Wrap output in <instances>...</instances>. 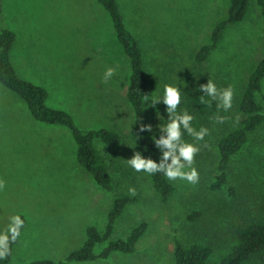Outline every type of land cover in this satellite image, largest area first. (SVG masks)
Wrapping results in <instances>:
<instances>
[{
    "label": "rangeland",
    "instance_id": "obj_1",
    "mask_svg": "<svg viewBox=\"0 0 264 264\" xmlns=\"http://www.w3.org/2000/svg\"><path fill=\"white\" fill-rule=\"evenodd\" d=\"M119 2L144 52L150 79L147 107L151 98L163 97L165 85L182 91L189 74L200 84L210 78L218 90L231 85L233 106L225 112L216 104L201 114L182 97L178 113L187 110L194 117L192 127L207 128L209 134L198 142L183 135L200 147L194 164L199 183L173 181L177 191L163 202L149 174L127 163L136 152L131 138L135 112L128 98L132 70L108 9L99 0H4L0 29L16 33L10 54L18 74L46 87L48 103L69 111L81 127L116 129L123 139L117 147L96 142L115 179V189L107 191L79 164L70 129L35 119L21 95L0 80V232L12 216L27 218L8 264L66 257L84 244L89 226L105 230L114 198L129 188L136 189L135 200L117 218L111 239L126 238L147 221L137 250L69 264H176L175 237L185 244L212 245L211 261L218 262L238 243L235 230L241 214L250 209L257 215L264 208V124L234 156L228 185L210 188L217 143L241 120L242 91L264 57V17L256 0L243 20L227 28L204 62L196 60V53L211 41L217 23L228 17L230 0ZM109 67L115 74L105 83ZM262 83L264 93V79ZM148 110L152 133L159 138L158 127L168 123L165 105ZM217 115L227 117L226 122L217 123ZM112 161H118L120 169ZM193 212H199L197 219H189ZM104 247L99 245L97 252ZM243 264H264V255Z\"/></svg>",
    "mask_w": 264,
    "mask_h": 264
},
{
    "label": "trees",
    "instance_id": "obj_2",
    "mask_svg": "<svg viewBox=\"0 0 264 264\" xmlns=\"http://www.w3.org/2000/svg\"><path fill=\"white\" fill-rule=\"evenodd\" d=\"M109 11L118 39L123 45L131 62V77L128 98L135 112L134 126L131 131L135 150L140 151L147 158L151 157L159 163L162 155L152 141V132L139 131L140 123L149 124V110L144 95L150 89V79L145 69L144 52L142 46L125 22L124 13L119 0H99ZM228 17L215 26L211 41L204 44L196 53V60L206 61L211 52L218 46L228 27L244 19L247 15L252 0H230ZM264 17V0H256ZM4 0H0V15L3 12ZM16 39V33L9 28L0 29V80L10 89L17 92L27 102L33 117L41 122L53 125L65 126L72 132L77 145V160L82 168L94 178L96 183L107 191L115 189V179L112 173L108 157L99 149L97 141L112 147L119 146L123 139L116 129L107 127L83 128L73 114L69 111L56 108L48 103L49 91L46 87L22 78L11 59V49ZM264 57L259 61L249 76L245 85L238 110L241 120L230 129L217 143V164L214 179L210 188L221 190L229 183V173L234 156L245 146L252 132H255L264 124ZM199 82L194 74H189L185 79L181 96L189 103L198 107L201 114H206L209 108L215 106L217 101L204 96L199 91ZM205 103H201V97ZM211 103V107L208 104ZM166 107V106H165ZM179 111V107L177 112ZM157 138V137H156ZM183 139V138H182ZM184 140V139H183ZM185 141V140H184ZM187 142V141H185ZM111 161V160H110ZM115 169H120L118 161H112ZM111 162V163H112ZM154 189L163 202H168L177 191L173 181L168 180L163 173L149 175ZM235 195L236 189L230 188ZM135 200L128 192H122L114 198L108 213L105 230L97 225H91L87 229V237L82 246L72 250L61 259L43 258L22 264H69L72 262L94 261L99 258H108L114 251L134 252L137 245L148 229V222L143 221L134 227L126 238L111 239L117 218H119L127 206ZM25 221L22 230L27 224L25 215H20ZM199 212L189 214V219H197ZM238 243L232 251L218 262H212L211 257L214 247L210 244L190 243L185 244L179 238L174 240V255L176 264H243L255 256L264 255V208L257 215L253 210L246 209L241 214V221L236 226ZM19 239V238H18ZM10 244V255L6 259H0V264H8L11 260L16 243ZM99 245H105L101 252H97Z\"/></svg>",
    "mask_w": 264,
    "mask_h": 264
},
{
    "label": "clouds",
    "instance_id": "obj_3",
    "mask_svg": "<svg viewBox=\"0 0 264 264\" xmlns=\"http://www.w3.org/2000/svg\"><path fill=\"white\" fill-rule=\"evenodd\" d=\"M115 74V69L109 67L104 73V82L106 83ZM199 91L204 96L211 97L212 100L218 101L217 109H223L228 112L233 106L234 89L230 85L227 88L218 90L216 84L209 78L207 83L199 84ZM150 95H144V101L148 102ZM181 91L177 87L165 85L164 95L162 98H151L148 107L155 108L161 102L166 106L165 111L168 114V123L166 126L159 128V138L152 136L155 147L160 150L162 155L159 163L151 157L145 158L140 151H136L134 155L127 160L128 165L136 172H145L149 175L163 173L170 181L177 179L184 180L191 185L199 183V172L194 167L195 157L200 152V147L194 143L185 142L182 137L185 133L193 137L195 141H203L205 136L209 134L207 128L202 127L199 131L192 127L194 117L187 112L178 113L177 109L181 104ZM201 103H205L204 97H201ZM211 107V103L208 104ZM237 122L239 117L236 118ZM217 123L223 124L227 117L217 115L215 117ZM139 131L141 133L153 132L151 124L140 123ZM4 187V182L0 181V189ZM131 195L136 194L135 188H129ZM25 221L20 215L10 218L7 228L0 232V259H6L11 252L10 244L15 243L21 235V229Z\"/></svg>",
    "mask_w": 264,
    "mask_h": 264
}]
</instances>
